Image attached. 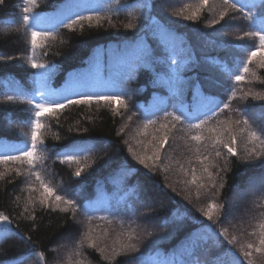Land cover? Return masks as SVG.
Here are the masks:
<instances>
[{
    "label": "trees",
    "instance_id": "trees-1",
    "mask_svg": "<svg viewBox=\"0 0 264 264\" xmlns=\"http://www.w3.org/2000/svg\"><path fill=\"white\" fill-rule=\"evenodd\" d=\"M70 2L0 3V143L16 147L11 154H0V214L11 221L0 224V264L192 259L235 264L234 257L243 264H264V251H255L264 247L259 244L264 225V100L259 99L264 96V67L261 57L248 63L260 41L247 34L259 30L264 0H229L227 5L223 0H208L207 5L203 0H148L147 10L121 7L137 0H77L74 8L88 6L50 20ZM25 6L31 9L29 25L23 23ZM193 13V19H184ZM73 19L78 22L71 28L64 26ZM129 22L134 27L126 30ZM32 30L45 34L38 37L35 50ZM142 48L152 53L150 66L137 68L129 78L128 63ZM171 56L181 62L182 86L170 82L160 63ZM32 61L46 69L32 68ZM157 74L161 79L154 82ZM237 74L244 79L237 82ZM105 83L107 91L96 90ZM107 94L122 96L124 104L96 99ZM89 96L90 104L67 105L40 118L42 143L33 165L27 158L5 159L31 149L37 103ZM211 97L216 105L199 111ZM157 102L154 112H145ZM173 115L181 119L174 121ZM251 132L260 139H250ZM164 135L168 141L160 160L145 169L132 153L151 156ZM196 135L199 142L192 139ZM232 136L235 156L223 147ZM78 169H83L79 177ZM193 172L196 184L191 183ZM258 179L262 185L244 195V213L233 217L235 193L245 192ZM201 183L205 187L198 188ZM42 185L53 194L45 197ZM56 195L74 206L56 201ZM209 203L223 204L226 211L208 220L203 212ZM224 229L225 235H219ZM127 244L138 251L122 250ZM248 244L253 249L245 257Z\"/></svg>",
    "mask_w": 264,
    "mask_h": 264
},
{
    "label": "snow or ice",
    "instance_id": "snow-or-ice-1",
    "mask_svg": "<svg viewBox=\"0 0 264 264\" xmlns=\"http://www.w3.org/2000/svg\"><path fill=\"white\" fill-rule=\"evenodd\" d=\"M224 4H228L229 0H223ZM0 3H2V0H0ZM203 3L205 5H207L208 0H203ZM25 4L26 5H32L35 6L36 4V0H25ZM233 7H235V3L233 2L232 4ZM124 9H127L129 7H140L143 8L144 10H147L151 7V5L148 3V0H137V3L134 5H124L121 6ZM120 9L118 8L117 11H119ZM25 15L23 16V23L25 25H29L30 22V17L28 15V13L31 11V9L27 6L24 7L23 9ZM195 13H193L192 16H185L184 19L186 20H191L195 17ZM247 15V14H246ZM149 18H151L149 16ZM224 18V13L221 14L220 19ZM248 19H251L252 17L250 15L247 16ZM33 20L36 21V23H39V18L38 17H32ZM80 20H89L91 21L92 17L91 16H81L79 18ZM78 21L76 19H73L71 21L70 24H65V27L71 28L72 24H76ZM260 27L259 30L257 31H253L250 33H247L248 35L251 36H258L259 37V47L255 50V51H251L249 56H248V63H251L254 59H256L257 57H261L260 59V65L261 67H264V18H261L258 21ZM33 28H35V24L32 25ZM133 24L131 22L127 23L125 25L126 30H131L133 29ZM45 34L36 30H32L31 31V43H32V48L33 50H35V48L38 46V37H42ZM46 54V53H45ZM152 60V53L146 49V48H142L140 49L137 54L133 57V59L131 61H129L128 63V67H127V74L129 78H133L132 77V73H134L137 68H148L150 66V62ZM160 63L165 65V69H166V74L169 76V80L170 82L174 83L177 86H182L183 85V80L181 78V74H180V61H178L174 56L168 57L164 60H161ZM32 68H36V69H46V65L44 64H38L35 61H32L31 63ZM50 71V70H49ZM248 68L245 66L244 67V72H247ZM48 74L47 71L42 72L41 73V77L44 78L46 77ZM161 79V77L159 76V74H157L154 82H159ZM244 79V77L240 74H237L235 76V80L237 82L242 81ZM234 93H232V96L234 97ZM9 99H11V97H9ZM93 97L89 96L87 98L84 99H72V98H67L66 102H58L55 104H45V103H37L35 105L36 111H35V120L33 122L32 125V134H31V149H27L25 148L22 152V156L21 155H10V156H6L5 159H11V160H21L22 158H27V162L29 163V165H33L34 161L36 159H39V157H37L36 155V149H37V144L42 143V141L39 140V132L40 129L43 128V124L40 123V118L42 116H44L46 113H52V112H57L60 109L65 108L67 105H72V104H90L92 102ZM97 100H102V101H106L110 104H114V105H120V104H124V100L122 98V96L117 95V94H107V95H100L98 97H96ZM259 99L264 100V96H260ZM229 105L225 104L224 107L227 108ZM181 114H182V106H181ZM173 120L174 121H179L181 119L180 115H173ZM148 123H155L154 121L149 120ZM239 123V121L237 122ZM243 123L247 124V121H243ZM195 128H200L201 125L200 124H195L193 125ZM145 127H147V125H145ZM161 127H166V125H161ZM193 140L196 141H200L201 137L196 135L192 137ZM250 139L252 140H259L260 137L257 135L256 132H251L250 133ZM168 141V137L167 135H164L160 138V142L157 145L155 151L153 152V154L151 156H138L135 153H132L134 158L138 161V163L140 165H142L145 169H151L154 168L156 166V162L160 160V152L161 150L165 147V145L167 144ZM236 139L235 136L231 137V142H223V147L227 150V152L233 156L236 155V150L234 149V147L232 146L233 144H235ZM215 143L219 144L222 143V141L220 139H216ZM262 143H264V141H262ZM130 152H132L131 149H129ZM197 151H199V149H197ZM251 154V153H250ZM217 156L220 155V153L217 151L216 153ZM68 159L70 161H75L78 163V161L75 160V156L74 155H69ZM149 161H152V164H149ZM203 162V161H201ZM83 169H78L75 172V175L77 177H79L81 175V171ZM125 172H129L131 171V168H126L124 169ZM204 171L208 173V179L212 180V173L208 172V168L207 166H205ZM37 179H39V175L37 174ZM197 182V178L195 176V173L193 172V176H192V181L191 183L196 184ZM44 188V194L45 197L50 196L53 194V189H51L50 187H48L47 185H42ZM198 188H203L205 187V185L203 183L198 184L197 185ZM212 188H215L216 185L213 182L211 184ZM221 187H223V185L221 184ZM197 198L199 199V194L197 196ZM55 200L56 201H63L65 204L68 205H73L75 204L74 201L65 199L64 197L60 196V195H56L55 196ZM41 203H44V201L42 200ZM65 211H67L68 209H64ZM226 211L225 209V205L223 204H216V203H209L207 206V209L203 212V215L208 219V220H213V214L214 213H224ZM219 218V217H218ZM11 221L8 219L7 216H4L2 214H0V224H10ZM262 231H261V238L259 240V244L261 246H264V225H261ZM227 232V229H224L221 233H219V235H225V233ZM134 236H129V240L134 239ZM235 240V238H233V240L229 241V243H233ZM94 246L92 244H90V247ZM122 250L124 251H128V250H132V251H138V249L136 248L135 245L133 244H127V245H122L121 246ZM247 248L249 249V251H244L243 255L245 257H249L251 256V249H253V245L252 244H248ZM256 252H261L264 251V247H257L255 248ZM115 255H120L119 252H115ZM137 259H141V258H137ZM235 264H243V261L239 260V258H235ZM163 264H199V261L196 259H192V260H173V261H167V262H163ZM249 264H251V261H249Z\"/></svg>",
    "mask_w": 264,
    "mask_h": 264
},
{
    "label": "rangeland",
    "instance_id": "rangeland-1",
    "mask_svg": "<svg viewBox=\"0 0 264 264\" xmlns=\"http://www.w3.org/2000/svg\"><path fill=\"white\" fill-rule=\"evenodd\" d=\"M77 0H71L70 2V7L67 6L65 8V10L61 11L59 14H57L55 17L53 16L50 20L54 19V18H58V20L62 19L65 16V12L66 10H68V12L70 14H76L79 11H81L83 8L87 7L88 4L74 8V4ZM84 3H87V1H85ZM49 20V22H50ZM89 71V69L87 70ZM204 103H212L207 109L212 108L216 103H217V99L215 98H209L208 100L204 101ZM203 105V104H202ZM160 106V103L157 102L156 104L150 105L149 107H147L145 109V112L151 113L154 112L156 110V108ZM203 111V110H201ZM16 147L12 146V145H8V144H4V143H0V154H8L10 152L15 151ZM263 183V179H258L256 182H251L249 183L248 189L243 192V193H235L233 201L235 202V205H233L232 211H231V215L235 218H237L241 213H244L243 211V207L246 204L244 195L247 194L248 192H251L252 190H255L257 188H259ZM239 211V212H238ZM240 213V214H239Z\"/></svg>",
    "mask_w": 264,
    "mask_h": 264
}]
</instances>
